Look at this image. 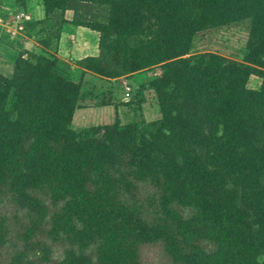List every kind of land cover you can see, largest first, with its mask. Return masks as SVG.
<instances>
[{
    "label": "trees",
    "instance_id": "obj_1",
    "mask_svg": "<svg viewBox=\"0 0 264 264\" xmlns=\"http://www.w3.org/2000/svg\"><path fill=\"white\" fill-rule=\"evenodd\" d=\"M42 6L99 35L89 72L157 70L161 119L76 132L80 85L48 53H18L0 74V264H139L159 242L173 264H264V0ZM244 21V63L189 56L198 34Z\"/></svg>",
    "mask_w": 264,
    "mask_h": 264
},
{
    "label": "rangeland",
    "instance_id": "obj_2",
    "mask_svg": "<svg viewBox=\"0 0 264 264\" xmlns=\"http://www.w3.org/2000/svg\"><path fill=\"white\" fill-rule=\"evenodd\" d=\"M21 2L22 0H0V74L9 78L12 76L13 63L18 53L28 56L48 53L55 57L58 60L59 73L81 87L71 125V129L76 132L91 127H108L115 123L127 126L161 119L156 94L150 86L157 76V70L139 72L116 80H107L95 74L99 80L87 81L84 73L89 71L83 67V63L81 64L84 59L83 50L87 51L86 47L79 46L73 52L70 51L68 55L73 57L72 60L63 52L58 54L61 13L56 12L41 21H36L38 17L35 16L31 21L24 23L19 34L12 36L10 30L13 28L14 11L20 8ZM41 2L42 0H28V8L37 9ZM28 8L26 4V9ZM66 16L71 17L72 12H66L63 18ZM250 28L251 21H244L200 33L194 39L189 56L215 54L237 63H244ZM97 36L99 38L98 34ZM78 37L82 35H74L75 39ZM127 92L129 97H126ZM151 192L142 189L137 192L136 199L144 200L146 193ZM51 247V250L55 251L52 257L58 260L61 253L59 246ZM138 253L139 264H173L160 242L143 245Z\"/></svg>",
    "mask_w": 264,
    "mask_h": 264
},
{
    "label": "crops",
    "instance_id": "obj_3",
    "mask_svg": "<svg viewBox=\"0 0 264 264\" xmlns=\"http://www.w3.org/2000/svg\"><path fill=\"white\" fill-rule=\"evenodd\" d=\"M25 4H27V8H28V0H24ZM27 12L30 14L31 18L33 19L35 16L38 17V20L36 21H41L42 19H45V12H44V8L42 6V2L40 3L39 7L37 9H35L34 7H32V9L29 7L28 9H26ZM32 10V12L30 11ZM72 17L73 15L70 17L66 16L65 20L66 22H71L72 21ZM79 35L81 34L82 37H78L77 39L74 38V35ZM74 39V41H73ZM98 43H99V38L97 36V33L92 32L88 29L85 28H80V27H75L72 26L70 24H65L63 25L62 29H61V33H60V37H59V41H58V54H69L70 51H74L76 48H78L79 46L83 47V48H87L86 50H83V54H84V59L86 58H96L99 55V48H98ZM77 46V47H76ZM43 53L40 54H34V55H41ZM58 55V56H59ZM18 56V55H17ZM69 57L70 60L73 59V57H71L70 55L67 56V58ZM16 60V59H15ZM84 77L86 78L85 80L87 81H91L93 82L94 80H99L97 79L96 75L90 72H86V74L84 73Z\"/></svg>",
    "mask_w": 264,
    "mask_h": 264
},
{
    "label": "built area",
    "instance_id": "obj_4",
    "mask_svg": "<svg viewBox=\"0 0 264 264\" xmlns=\"http://www.w3.org/2000/svg\"><path fill=\"white\" fill-rule=\"evenodd\" d=\"M14 14V23L11 31L12 36L19 34L23 30L24 23L31 21V16L27 11H24L22 8H16ZM128 90V89H127ZM129 92L126 93V97H129Z\"/></svg>",
    "mask_w": 264,
    "mask_h": 264
}]
</instances>
